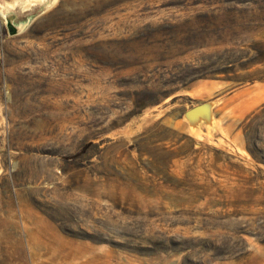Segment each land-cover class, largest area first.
Segmentation results:
<instances>
[{"label":"rangeland","instance_id":"obj_1","mask_svg":"<svg viewBox=\"0 0 264 264\" xmlns=\"http://www.w3.org/2000/svg\"><path fill=\"white\" fill-rule=\"evenodd\" d=\"M0 264H264V0H0Z\"/></svg>","mask_w":264,"mask_h":264},{"label":"water","instance_id":"obj_2","mask_svg":"<svg viewBox=\"0 0 264 264\" xmlns=\"http://www.w3.org/2000/svg\"><path fill=\"white\" fill-rule=\"evenodd\" d=\"M16 17L10 14L6 17L8 32L11 36L17 35L21 27L14 24ZM215 101L200 103L185 111L183 118L187 121L189 129L193 132L204 124L207 129H213L216 122Z\"/></svg>","mask_w":264,"mask_h":264}]
</instances>
